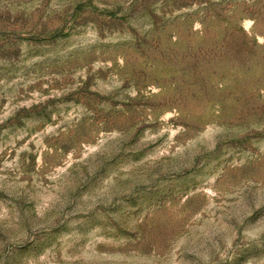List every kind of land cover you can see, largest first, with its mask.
I'll return each mask as SVG.
<instances>
[{"label":"rangeland","instance_id":"rangeland-1","mask_svg":"<svg viewBox=\"0 0 264 264\" xmlns=\"http://www.w3.org/2000/svg\"><path fill=\"white\" fill-rule=\"evenodd\" d=\"M0 264H264V0H0Z\"/></svg>","mask_w":264,"mask_h":264}]
</instances>
